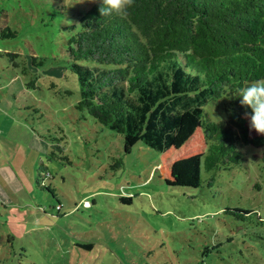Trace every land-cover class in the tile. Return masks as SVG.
Segmentation results:
<instances>
[{
	"label": "rangeland",
	"instance_id": "374dc122",
	"mask_svg": "<svg viewBox=\"0 0 264 264\" xmlns=\"http://www.w3.org/2000/svg\"><path fill=\"white\" fill-rule=\"evenodd\" d=\"M81 1L63 0L67 13ZM55 5L0 0V28L15 31L0 40V55L20 54L16 67L0 56V264H264V223L227 211L257 210L264 220L260 150L244 147L240 166L209 179L198 121L186 117L158 153L82 117L62 50L69 19ZM205 109L228 134L241 132L232 118L246 112L238 96ZM61 130L68 161L48 160L46 136ZM86 243L90 250L78 247Z\"/></svg>",
	"mask_w": 264,
	"mask_h": 264
},
{
	"label": "trees",
	"instance_id": "16d2710c",
	"mask_svg": "<svg viewBox=\"0 0 264 264\" xmlns=\"http://www.w3.org/2000/svg\"><path fill=\"white\" fill-rule=\"evenodd\" d=\"M54 1L62 20L65 14L69 19L60 28L65 30L62 50L79 84L74 108L82 117L158 153L176 141L186 117L198 121L203 137L199 166L209 179L220 169L240 166L244 147L252 155L259 149L258 160L264 163V136L250 135L247 120L232 114L241 128L234 137L205 109L264 78V0H135L126 18L101 17L99 0H82L78 5L83 7L69 13L63 0ZM14 36L9 26L0 28V40ZM2 55L18 66V52L3 50ZM29 83L34 88L33 80ZM61 133L46 136L48 160L68 161ZM43 167L41 162L38 176ZM119 200L129 203L131 197ZM227 211L249 218L253 213L264 223L257 210ZM78 247L90 250L92 244Z\"/></svg>",
	"mask_w": 264,
	"mask_h": 264
},
{
	"label": "clouds",
	"instance_id": "9594fccd",
	"mask_svg": "<svg viewBox=\"0 0 264 264\" xmlns=\"http://www.w3.org/2000/svg\"><path fill=\"white\" fill-rule=\"evenodd\" d=\"M98 12L101 17L119 16L126 18L135 0H99ZM240 105L250 111L243 115L248 121L250 131L264 136V78L248 83L237 90ZM222 211V210H220Z\"/></svg>",
	"mask_w": 264,
	"mask_h": 264
},
{
	"label": "crops",
	"instance_id": "0c3cea01",
	"mask_svg": "<svg viewBox=\"0 0 264 264\" xmlns=\"http://www.w3.org/2000/svg\"><path fill=\"white\" fill-rule=\"evenodd\" d=\"M2 85H3V82L1 81V77H0V94H1V87H2ZM0 98H1V96H0ZM1 160H2V159H1ZM1 160H0V161H1ZM2 161H3V160H2ZM2 161H1V162H2Z\"/></svg>",
	"mask_w": 264,
	"mask_h": 264
}]
</instances>
